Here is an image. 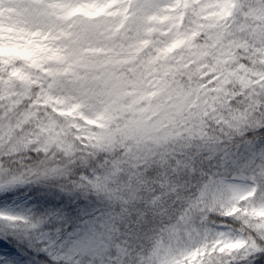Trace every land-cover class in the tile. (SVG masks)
<instances>
[{"label":"snow or ice","instance_id":"1","mask_svg":"<svg viewBox=\"0 0 264 264\" xmlns=\"http://www.w3.org/2000/svg\"><path fill=\"white\" fill-rule=\"evenodd\" d=\"M17 83L96 160L46 169L63 182L32 207L0 184V264H264V0H0V96ZM189 108L188 139L146 143Z\"/></svg>","mask_w":264,"mask_h":264},{"label":"clouds","instance_id":"2","mask_svg":"<svg viewBox=\"0 0 264 264\" xmlns=\"http://www.w3.org/2000/svg\"><path fill=\"white\" fill-rule=\"evenodd\" d=\"M16 66L20 67L19 64ZM27 71L31 72L34 81L43 79L41 71L35 69H27ZM7 78V70H5L3 79ZM182 83L185 88L194 90L199 81L195 75L191 79L184 76ZM21 92L22 89L17 83L13 95L5 93L4 96H0V100L3 101L0 104V109H3V112H0V130H2L0 131V184L16 179L18 183L12 189L13 199L18 200L22 206L32 207L34 202L48 193L53 185L63 182L58 175H41L46 169H67L73 174H79L83 171L82 165L95 162L96 156L91 155L92 149L76 138V133L68 127V121L54 116L43 106H38L41 93L38 83L28 89L26 94L18 95ZM193 112L195 116L192 115ZM25 113L33 114L27 126L9 135L6 129L9 125L15 127L16 121ZM204 119L198 110L189 108L181 113L172 109L168 114L152 120L151 123L145 121L146 143L155 145L186 140L189 138L193 120L199 124ZM50 120H55L57 127L66 132L60 141H50L44 131ZM204 128L206 135L211 133L213 125L210 119L205 121ZM67 145H71L70 155L64 151ZM76 260L77 264H97L96 257L87 251L79 254Z\"/></svg>","mask_w":264,"mask_h":264}]
</instances>
